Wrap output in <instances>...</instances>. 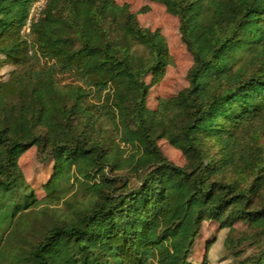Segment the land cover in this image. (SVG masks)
<instances>
[{
	"label": "trees",
	"instance_id": "1",
	"mask_svg": "<svg viewBox=\"0 0 264 264\" xmlns=\"http://www.w3.org/2000/svg\"><path fill=\"white\" fill-rule=\"evenodd\" d=\"M33 1L0 0L2 64L14 66L0 79V264H195L205 221L245 224L257 248L236 264H264V0H151L192 57L187 86L154 109L144 78L171 63L158 29L115 0H45L29 42ZM31 146L52 160L47 202L71 177L86 199L38 235L32 191L15 193Z\"/></svg>",
	"mask_w": 264,
	"mask_h": 264
},
{
	"label": "rangeland",
	"instance_id": "2",
	"mask_svg": "<svg viewBox=\"0 0 264 264\" xmlns=\"http://www.w3.org/2000/svg\"><path fill=\"white\" fill-rule=\"evenodd\" d=\"M115 1L119 4H128L130 11L136 14L141 27L151 30L158 29L166 40L171 55V63L165 67L158 77L155 78L148 74L144 78L145 83L149 85L146 105L148 108L154 109L160 99L172 97L187 86V72L192 64V57L180 40L177 17L168 13L162 4L151 0ZM26 24L22 32L24 37L32 42V37L29 36V27ZM3 58L4 56L0 54V79L5 80L9 72L14 69V66L2 64ZM57 79L61 84L72 81V78L68 75H59ZM104 127L107 128L106 123ZM157 143L168 160L179 166L184 165L185 158L180 150L171 146L165 139H159ZM18 165L23 174V181L15 193L24 197L25 194L32 191L31 194L35 200L28 205L25 211L35 212L28 218L35 234L38 235L37 231L40 232L44 224H47L59 214H68L75 206L85 203L84 192L79 189L72 177L61 181L62 193L60 199L52 203L47 202L44 184L48 182L52 175V160L43 161L35 146H31L20 156ZM114 174L116 173L112 175ZM135 182V178L132 177L130 184ZM38 202H40V205L36 207ZM249 234L250 230L241 222L237 223L234 230L229 233L228 228L222 229L214 221H205L194 240L190 260L195 264L200 263L205 258L208 264H236L239 259L256 251V244L252 240L242 239L249 236ZM227 237L233 242L234 247H230L225 243ZM210 242L211 246L208 249L207 245ZM236 252H239V254L236 255Z\"/></svg>",
	"mask_w": 264,
	"mask_h": 264
},
{
	"label": "built area",
	"instance_id": "3",
	"mask_svg": "<svg viewBox=\"0 0 264 264\" xmlns=\"http://www.w3.org/2000/svg\"><path fill=\"white\" fill-rule=\"evenodd\" d=\"M45 5V0H35L30 6L29 13H28V27L30 26L32 21H35L41 14V11Z\"/></svg>",
	"mask_w": 264,
	"mask_h": 264
}]
</instances>
